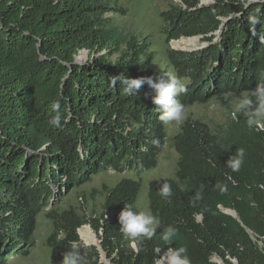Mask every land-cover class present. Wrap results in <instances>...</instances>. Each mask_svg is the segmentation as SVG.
<instances>
[{
  "label": "trees",
  "instance_id": "1",
  "mask_svg": "<svg viewBox=\"0 0 264 264\" xmlns=\"http://www.w3.org/2000/svg\"><path fill=\"white\" fill-rule=\"evenodd\" d=\"M119 12L116 0H0V264L27 256L44 210L52 224L46 246L59 264L73 242L84 264H104L102 254L109 264H157V249L180 247L191 264H264V131L242 115L222 134L192 119L178 127L174 178L148 185V210L160 224L152 238L140 237L139 252L126 243L118 216L133 209L140 181L105 189L98 215L56 207L100 172L154 169L163 149L166 124L154 91L145 84L127 96L110 82L118 74L164 78L146 39L113 25L108 15ZM254 14L264 21V0H181L159 14L166 44L200 38L206 45L166 50L168 67L187 88L177 97L185 107L224 103L264 82V22L253 33ZM81 51L90 55L84 64L75 62ZM55 103L59 127L49 123ZM239 148L245 161L233 172L226 161ZM162 183L171 184L170 198L159 195ZM217 183L228 191L221 194ZM84 225L98 246L82 243ZM169 226L177 234L165 243L160 236Z\"/></svg>",
  "mask_w": 264,
  "mask_h": 264
},
{
  "label": "rangeland",
  "instance_id": "2",
  "mask_svg": "<svg viewBox=\"0 0 264 264\" xmlns=\"http://www.w3.org/2000/svg\"><path fill=\"white\" fill-rule=\"evenodd\" d=\"M200 5H210L213 0H198ZM172 5H181V0H116V6L122 12L118 14H109L112 18V23L116 26L123 35L134 36L138 39H146L145 43H149L150 51L152 52L153 64L157 67L159 73L164 78L176 77L168 67L166 59V50H183L193 51L205 47V43L201 42L200 38L195 39L192 46L185 49L175 48L171 41L165 43V35L163 34V23L159 18V14L168 10ZM182 40H187L182 38ZM178 41H181L178 40ZM177 41V42H178ZM89 53L81 51L76 61L78 64H84L89 58ZM78 60V58H80ZM115 57V56H114ZM181 82V81H180ZM243 100H249L250 103L245 106L243 111L237 112L236 105ZM259 105V100L253 95V92L241 95H229L225 98L224 103L210 101L204 105H192L184 108V121L187 119L198 120L209 126L211 131L216 134H222L227 126L242 115L250 119L246 113L255 110ZM257 122L252 123L257 125L260 123L264 127V117L256 118ZM182 122V123H183ZM181 123V124H182ZM180 124V125H181ZM179 128L174 124H166V138L161 153L158 156V163L154 169L148 170L137 176L133 172L117 174L114 172H100L93 176L91 181L80 188L73 189L59 200L56 204L59 210L75 209L80 215H98L104 200V190L114 187L120 180L129 179L140 181L141 187L138 193L137 201L133 207L136 212H149L148 210V185L152 181L161 179L174 178L176 163L178 156L173 148V137L178 132ZM47 210L42 211L36 218V228L31 239L30 247H27V256L17 255L7 260V264H59L56 261L54 252L46 246V239L52 231V224L46 218ZM81 233H90L95 237L97 244H90ZM79 237L84 245H98L99 239L96 233L89 225H84L78 230ZM126 243L131 247L130 240L126 238ZM168 251L160 252L157 264H164V255L166 257ZM101 261L104 264H109L102 254ZM214 261L219 262L217 259Z\"/></svg>",
  "mask_w": 264,
  "mask_h": 264
},
{
  "label": "clouds",
  "instance_id": "3",
  "mask_svg": "<svg viewBox=\"0 0 264 264\" xmlns=\"http://www.w3.org/2000/svg\"><path fill=\"white\" fill-rule=\"evenodd\" d=\"M261 15L254 14L249 17V25L253 33L256 25L262 23ZM112 86L119 84L123 93L127 96H137L143 85L147 84L153 91L152 103L156 105V110L160 113L159 119L164 124L174 123L177 127L184 120V104L177 99L181 94L187 93V88L176 77L161 78L157 80L154 76H143L138 78H130L125 74L112 76L110 79ZM253 95L259 100V105L255 107L254 112L248 111L249 123H256L258 117H264V82L257 84L253 90ZM250 103L249 100H243L238 103L236 111L240 112ZM55 112L49 121L53 126L59 127L62 114L60 112V104L52 105ZM245 149H236L226 161V166L233 172H238L245 161ZM231 179V177H228ZM221 194L228 191L227 184L217 183L215 185ZM158 193L162 198H170L172 196V186L169 183H162L158 189ZM118 222L121 232L130 240L131 247L134 251H140V237L152 238L155 235V229L159 226L160 220L151 212H136L130 206H125L119 213ZM177 230L169 226L161 234L160 238L169 243L176 236ZM187 249L180 247L177 249H169L165 257L166 264H191L189 257L186 255ZM61 264H84V257L81 255L79 245L72 243L71 250L65 252L61 259Z\"/></svg>",
  "mask_w": 264,
  "mask_h": 264
},
{
  "label": "bare ground",
  "instance_id": "4",
  "mask_svg": "<svg viewBox=\"0 0 264 264\" xmlns=\"http://www.w3.org/2000/svg\"><path fill=\"white\" fill-rule=\"evenodd\" d=\"M203 1H206V0H203ZM194 42H195V39H187V40H182L181 39V41H178V42L176 41L175 43H173V46L175 48H179V49L183 48V49H185V48H187L189 46H192ZM79 59H81V57L78 58V60ZM81 234H82L83 237L86 238V241L88 243L97 244V241H96L95 237H93L90 233H81ZM163 257L165 259V255ZM164 264H166L165 260H164Z\"/></svg>",
  "mask_w": 264,
  "mask_h": 264
},
{
  "label": "built area",
  "instance_id": "5",
  "mask_svg": "<svg viewBox=\"0 0 264 264\" xmlns=\"http://www.w3.org/2000/svg\"><path fill=\"white\" fill-rule=\"evenodd\" d=\"M256 127L258 130L264 131V127L260 123H258ZM156 252L159 254L160 252H163V251L157 249Z\"/></svg>",
  "mask_w": 264,
  "mask_h": 264
},
{
  "label": "water",
  "instance_id": "6",
  "mask_svg": "<svg viewBox=\"0 0 264 264\" xmlns=\"http://www.w3.org/2000/svg\"><path fill=\"white\" fill-rule=\"evenodd\" d=\"M75 62L77 63L76 58H75ZM224 212L226 214L232 215L234 218H237V215L234 212H231V211H228V210H225ZM94 246H98V245H94Z\"/></svg>",
  "mask_w": 264,
  "mask_h": 264
}]
</instances>
